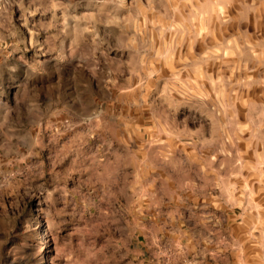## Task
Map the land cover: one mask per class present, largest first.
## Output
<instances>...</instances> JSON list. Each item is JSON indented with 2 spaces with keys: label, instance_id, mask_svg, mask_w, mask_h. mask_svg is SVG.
Segmentation results:
<instances>
[{
  "label": "clouds",
  "instance_id": "obj_1",
  "mask_svg": "<svg viewBox=\"0 0 264 264\" xmlns=\"http://www.w3.org/2000/svg\"><path fill=\"white\" fill-rule=\"evenodd\" d=\"M0 264H264V0H0Z\"/></svg>",
  "mask_w": 264,
  "mask_h": 264
}]
</instances>
